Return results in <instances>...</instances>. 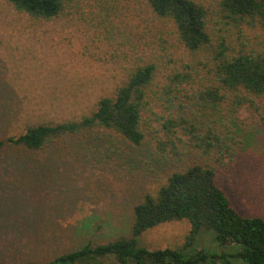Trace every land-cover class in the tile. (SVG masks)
Instances as JSON below:
<instances>
[{"label": "rangeland", "instance_id": "rangeland-1", "mask_svg": "<svg viewBox=\"0 0 264 264\" xmlns=\"http://www.w3.org/2000/svg\"><path fill=\"white\" fill-rule=\"evenodd\" d=\"M193 1L216 10L217 0ZM216 22L214 39L221 34L236 45L237 35ZM244 33L249 45L264 47L263 33ZM195 62L178 42L172 23L155 17L145 0H63V11L51 20L18 13L0 0V140L18 136L30 125L92 114L97 102L114 96L136 67L153 64L154 85L160 87L169 74ZM155 111L161 113L160 108ZM237 118L249 121L246 108ZM154 120L149 124L157 132L160 124ZM161 133L147 132L136 147L99 130L82 141L71 137L51 146L37 155L38 161L20 152H0V264H25L41 255V249L28 255L15 251L17 244L10 241L15 234L9 231L18 228L58 229L63 239L43 245V251L68 247V231L94 215L100 217L98 224L106 221L103 237L92 233L95 240L106 239V233L129 236L134 206L155 195L170 172L212 163L181 144L179 159L159 153L158 139L167 143ZM216 184L240 216L264 218V128L250 137L236 160L217 171ZM189 231L186 220L163 223L141 234L138 246L176 250ZM76 238L72 235V246ZM198 250L233 254L240 246L220 247L213 232L203 231L188 254ZM201 264H211L210 259Z\"/></svg>", "mask_w": 264, "mask_h": 264}, {"label": "trees", "instance_id": "trees-1", "mask_svg": "<svg viewBox=\"0 0 264 264\" xmlns=\"http://www.w3.org/2000/svg\"><path fill=\"white\" fill-rule=\"evenodd\" d=\"M4 1L34 19L51 20L63 11V0ZM145 2L155 17L172 23L178 42L197 62L169 74L160 87L154 85L153 64L136 67L114 96L97 102L92 114L55 125L27 126L20 135L1 139L0 152H20L38 161L37 155L51 146L71 137L82 141L99 130L136 147L142 145L147 132H162L167 143L158 139L159 153L179 159L181 144L199 152L202 159L211 158L212 163H195L170 172L155 195H146L134 206L129 236L106 233V239L95 240L92 233L103 237L102 224L106 222L98 224L97 215L68 231L70 245L66 248L60 244L58 249H42L63 239L58 229L10 230L15 234L10 241L17 244V253L25 250L28 255L41 249L37 259H27L25 264H201L208 259L211 264H229L230 260L264 264V218L240 216L216 184L217 171L236 160L250 137L264 128V47L249 45L244 33L250 29L264 34V0H217L212 12L193 0ZM214 22L237 35L236 45L221 34L214 39ZM244 108L249 121L237 118ZM151 117L160 124L157 132L149 124ZM180 220L190 224L182 247L149 251L138 246V237L147 230ZM203 231L213 232L218 246L238 245L240 250L188 254ZM72 235L77 236L73 246Z\"/></svg>", "mask_w": 264, "mask_h": 264}]
</instances>
